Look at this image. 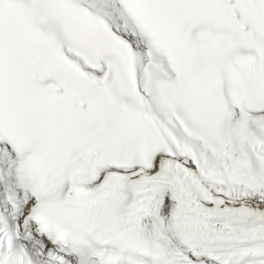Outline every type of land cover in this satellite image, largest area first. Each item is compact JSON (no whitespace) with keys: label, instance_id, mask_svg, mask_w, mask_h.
I'll use <instances>...</instances> for the list:
<instances>
[{"label":"snow or ice","instance_id":"1","mask_svg":"<svg viewBox=\"0 0 264 264\" xmlns=\"http://www.w3.org/2000/svg\"><path fill=\"white\" fill-rule=\"evenodd\" d=\"M0 264H264V0H0Z\"/></svg>","mask_w":264,"mask_h":264}]
</instances>
